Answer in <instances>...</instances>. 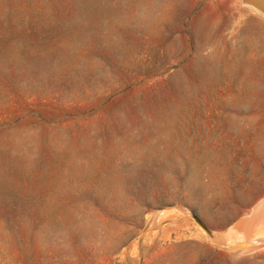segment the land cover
I'll use <instances>...</instances> for the list:
<instances>
[{"label": "rangeland", "instance_id": "374dc122", "mask_svg": "<svg viewBox=\"0 0 264 264\" xmlns=\"http://www.w3.org/2000/svg\"><path fill=\"white\" fill-rule=\"evenodd\" d=\"M263 197L244 0H0V264H264Z\"/></svg>", "mask_w": 264, "mask_h": 264}, {"label": "bare ground", "instance_id": "6f19581e", "mask_svg": "<svg viewBox=\"0 0 264 264\" xmlns=\"http://www.w3.org/2000/svg\"><path fill=\"white\" fill-rule=\"evenodd\" d=\"M246 5L252 7L264 17V0H244ZM240 220V219H239ZM234 226V225H233ZM243 236L232 239L219 246L223 249L251 251L264 247V197L255 204L249 217L238 221L234 226Z\"/></svg>", "mask_w": 264, "mask_h": 264}]
</instances>
